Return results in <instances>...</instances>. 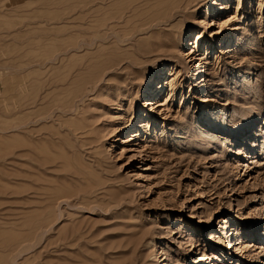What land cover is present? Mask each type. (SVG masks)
I'll return each mask as SVG.
<instances>
[{
	"label": "rangeland",
	"instance_id": "1",
	"mask_svg": "<svg viewBox=\"0 0 264 264\" xmlns=\"http://www.w3.org/2000/svg\"><path fill=\"white\" fill-rule=\"evenodd\" d=\"M212 3L0 0V264H264V0Z\"/></svg>",
	"mask_w": 264,
	"mask_h": 264
},
{
	"label": "bare ground",
	"instance_id": "2",
	"mask_svg": "<svg viewBox=\"0 0 264 264\" xmlns=\"http://www.w3.org/2000/svg\"><path fill=\"white\" fill-rule=\"evenodd\" d=\"M217 5H219V3H218V0L217 1H214L213 0V3H212V6H217ZM213 8V7H212ZM187 44H189V43H187ZM202 74V69H199V70H197V72H196V74H195V76H200ZM197 80H198V78H197ZM50 84V83H49ZM156 86V84L154 83V81H151L149 84H148V86H147V92H146V94L148 95V98H150V96H151V92H150V88H152V87H155ZM153 93V92H152ZM202 133V132H201ZM198 218H199V216L197 215V212H195V211H193V210H191V212H188V215H187V219H188V221H191V220H195V222H197V223H200L199 222V220H198ZM235 234V233H234ZM214 242H216V240L214 241ZM235 248H237V247H235ZM236 250V249H235ZM236 252V251H235ZM163 262H165L164 260H163ZM161 264H165V263H161Z\"/></svg>",
	"mask_w": 264,
	"mask_h": 264
}]
</instances>
